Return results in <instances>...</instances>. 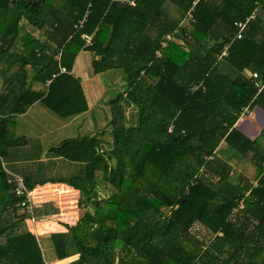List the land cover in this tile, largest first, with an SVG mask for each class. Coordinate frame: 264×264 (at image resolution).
<instances>
[{"label": "trees", "instance_id": "16d2710c", "mask_svg": "<svg viewBox=\"0 0 264 264\" xmlns=\"http://www.w3.org/2000/svg\"><path fill=\"white\" fill-rule=\"evenodd\" d=\"M84 50L93 75L121 77L111 79V149L98 134L68 138L45 159L78 172L24 176L31 191L53 182L80 193L78 224L51 236L58 259L264 264V126L253 124L254 135L236 126L244 108L264 112V0H0V264H47L2 161L27 146L17 119L37 103L66 121L88 112L74 75ZM54 192L62 202L73 191Z\"/></svg>", "mask_w": 264, "mask_h": 264}, {"label": "rangeland", "instance_id": "374dc122", "mask_svg": "<svg viewBox=\"0 0 264 264\" xmlns=\"http://www.w3.org/2000/svg\"><path fill=\"white\" fill-rule=\"evenodd\" d=\"M169 10L171 11L170 14L172 16H177L178 13H176V9L173 6L169 7ZM36 33L38 37L43 38V36L39 34L37 31ZM91 59H92V54L89 51H85V50L81 51L77 58V67H76L78 77L82 76L84 79V83H83L84 90L86 91L87 94L86 96L88 99L91 113L79 118L78 121H76L70 126L69 125L70 121L61 119L53 112H51L48 108H46L42 103H37L28 110V112L30 113L27 116L21 117V119L19 116L17 119V127L15 133L19 137L25 136L27 138L28 144L25 147L19 148V150L16 151L12 150L10 152V155L7 158H5L7 169L11 173L20 174L24 176L40 175V178H44L47 176L53 179L69 177L70 175L75 174L76 172H78L76 169L77 166L79 165H73V166L70 165L69 167L65 161H61V162H65L66 165L64 166L66 167V169L60 168L55 166L56 162L53 161L52 159L46 160L43 154L46 151H49L51 146L58 145L65 139L75 138L79 135L98 134V136L102 140V147L104 148V150L109 151L111 149L112 146L111 143L113 140L112 134L110 133L112 129L111 126L112 107L109 101H110V97L114 95V89H113L114 84H113V80L111 79L118 78L119 80H121V77H119V75L116 74L118 73V71L115 70H110L104 74H100L94 77L90 65ZM119 72L121 71L119 70ZM101 76L106 82L107 88L100 87V85L99 86L95 85L96 83H99L98 79ZM92 79L94 80L93 83H92ZM123 88L124 87H122L121 85H118L117 90L120 91L123 90ZM106 89L108 91H106ZM94 102L96 104H94ZM96 108L98 109L96 110ZM253 113L255 115L257 112L254 111ZM126 115H128L129 117V123L133 122L135 112L134 113L126 112ZM248 120H250L251 122V126L250 127L248 126L247 128V133H249L250 135H254L255 133V129H254L255 126L253 127V124L257 125L258 127L264 126L263 117L259 118L258 116L256 117L252 116L248 118ZM224 150L225 147L222 148V151ZM229 154L230 153H228V156ZM57 164H60L59 161H57ZM43 166L45 167L48 166L47 171L42 172ZM232 176L234 177L238 176L236 170L233 171ZM45 190L46 189H41L40 192L43 193L45 192ZM52 192H54V190H52ZM41 195L42 194L37 193L36 196L35 194V200H34V202L38 203L37 204L38 208H40L37 209L38 214L40 210H44L46 208V204L52 205L51 207H53L54 210L58 208L57 204H55L53 200H51V202L47 201L44 195H42V198H40ZM67 197L65 196L63 205L66 202L68 203L70 199L73 202L75 198L73 194H71V198L70 196ZM60 207H62V205H60ZM60 207L58 208V211H61ZM79 214L81 215V212ZM193 232H195L197 235L201 237V239L207 242L210 239H212V235L200 224H196L193 227Z\"/></svg>", "mask_w": 264, "mask_h": 264}, {"label": "crops", "instance_id": "0c3cea01", "mask_svg": "<svg viewBox=\"0 0 264 264\" xmlns=\"http://www.w3.org/2000/svg\"><path fill=\"white\" fill-rule=\"evenodd\" d=\"M92 60H93V55H92V59L90 61V65H91ZM76 67H77V59H76L75 65H74V75L78 76ZM79 74H81V73H79ZM79 77H81V79L84 83L83 77L82 76H79ZM94 77H96V76L94 75ZM93 79H92V83L94 82ZM98 80H99L98 82L101 84L96 83L95 84L96 86L100 85V87H106L107 88L106 82L104 81L102 76ZM83 87H84V84H83ZM94 89H95V87H94ZM103 90H104V88H103ZM106 91H108V90L106 89ZM85 93H86V91H85ZM94 104H96V103L94 102ZM97 109L98 108H96V110ZM254 111H256L257 113L255 115L253 113V116H255V117L258 116L259 118L260 117L264 118V112L261 111L259 108H255L253 110V112ZM29 113L30 112H26V113L20 115V119H21V117L27 116ZM89 113H91L90 107H89V110L86 114L80 115V116L74 118L73 120L70 121L69 125L71 126L73 123L78 121L79 118H81L85 115H88ZM236 126L240 127V129L246 133L248 126L249 127L251 126V122H250V120L247 119L243 123H239ZM254 129H255V127H254ZM2 165H3L4 171L8 174V172H10V171L7 169L5 161H2ZM18 175H20V174H18ZM21 176L24 177V175H21ZM24 179H25V177H24ZM41 187H47V188H45L47 191L45 190V192H43L42 195L45 196L47 201L51 202V200H53L55 202V204H57L58 208L60 207L61 204H63L65 198L62 200V202H60L59 197L57 196V194H55V192H52V190H54V191L58 190L60 187H66V188L72 189V191H73L72 194H73V196H75V198L73 200V202L75 201L74 210L67 211V209H64L62 211H58V208L54 210L53 207H51L52 205L46 204V208L44 210H40L39 214H38L37 209H40V208H38V206H37L38 203L34 202V200H35V193L38 192L40 189H43ZM49 191H51L52 194L49 193ZM42 195H41V197L40 196L39 197L42 198ZM32 196H33V198H32L33 207H34L36 215L38 217V221H35V222L27 221L26 224H27V227L29 228V230L33 234H35V236L37 237V239H38V241L42 247L43 254H44V257H45L47 264H67V263H70L72 261L77 260L79 255H73V256L66 258V259H63V260L58 259L56 252H55V249H54V245H53L51 236H52V234L67 232L68 231V229H67L68 225L74 226V225L78 224V222L80 220V214L79 213L81 212L79 209V199H80L79 191L75 190L73 187H71L65 183L47 182L45 184H38L36 186V188L33 189ZM63 207L67 208L68 206L62 205V207H60V208L62 209Z\"/></svg>", "mask_w": 264, "mask_h": 264}, {"label": "built area", "instance_id": "2783aa9c", "mask_svg": "<svg viewBox=\"0 0 264 264\" xmlns=\"http://www.w3.org/2000/svg\"><path fill=\"white\" fill-rule=\"evenodd\" d=\"M118 1L121 3H124V4L128 3L131 6L135 5V0H118ZM87 15H88V13L85 15V17L82 20H80V22L78 24L75 25L76 29L83 28L84 23H85L86 18H87ZM189 18L191 19V16ZM249 19L244 23H240V22L236 23V26L239 28V31L236 35L237 39H241L243 37V31L246 28V25H247ZM83 38L86 40L87 45H91L93 43L94 34H92V35L84 34ZM167 38H170V37H167ZM163 45L166 46L165 43ZM226 49H227V47H226ZM157 54H158V56H160L159 52ZM59 57H60V55L58 56V58ZM60 73L66 74V73H68V70L64 66H61L60 67ZM252 78L254 80L255 79L258 80V79H260V76L258 75V73H254L252 75ZM258 85H259V91H261L264 88V77H263L262 81L260 82V84H258ZM252 116H253V112L248 107L244 108L239 119H238V121H237V124L243 123L245 120H247L248 118H250ZM8 175H9V183L11 185H13L14 193L18 197L23 198V200L18 204V208H19L21 213L26 215V222L27 221H31V222L38 221V218L35 215V210L33 209V205H32V203H33L32 202V198H33L32 191L26 185L24 177H22L21 175H18V174L11 173V172H8Z\"/></svg>", "mask_w": 264, "mask_h": 264}, {"label": "water", "instance_id": "95a60500", "mask_svg": "<svg viewBox=\"0 0 264 264\" xmlns=\"http://www.w3.org/2000/svg\"><path fill=\"white\" fill-rule=\"evenodd\" d=\"M103 59H105V57H103ZM48 153V151H46L44 154H43V156H44V158L46 157V154Z\"/></svg>", "mask_w": 264, "mask_h": 264}]
</instances>
